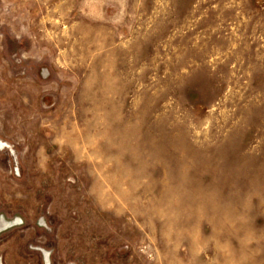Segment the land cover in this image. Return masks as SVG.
Returning a JSON list of instances; mask_svg holds the SVG:
<instances>
[{"label": "rangeland", "instance_id": "1", "mask_svg": "<svg viewBox=\"0 0 264 264\" xmlns=\"http://www.w3.org/2000/svg\"><path fill=\"white\" fill-rule=\"evenodd\" d=\"M0 264H264V0H0Z\"/></svg>", "mask_w": 264, "mask_h": 264}]
</instances>
